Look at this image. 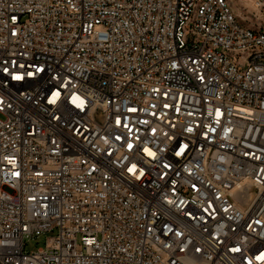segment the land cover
<instances>
[{"label": "built area", "instance_id": "2783aa9c", "mask_svg": "<svg viewBox=\"0 0 264 264\" xmlns=\"http://www.w3.org/2000/svg\"><path fill=\"white\" fill-rule=\"evenodd\" d=\"M254 1L0 0V264H264Z\"/></svg>", "mask_w": 264, "mask_h": 264}, {"label": "rangeland", "instance_id": "374dc122", "mask_svg": "<svg viewBox=\"0 0 264 264\" xmlns=\"http://www.w3.org/2000/svg\"><path fill=\"white\" fill-rule=\"evenodd\" d=\"M231 5L238 19L247 26L259 29L263 24L262 17L256 8L254 0H233ZM55 234L56 232L53 231L48 235L53 236ZM25 244V249L27 251L43 248L45 247V236L27 240Z\"/></svg>", "mask_w": 264, "mask_h": 264}, {"label": "bare ground", "instance_id": "6f19581e", "mask_svg": "<svg viewBox=\"0 0 264 264\" xmlns=\"http://www.w3.org/2000/svg\"><path fill=\"white\" fill-rule=\"evenodd\" d=\"M242 1H245V0H242Z\"/></svg>", "mask_w": 264, "mask_h": 264}]
</instances>
